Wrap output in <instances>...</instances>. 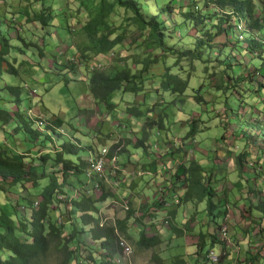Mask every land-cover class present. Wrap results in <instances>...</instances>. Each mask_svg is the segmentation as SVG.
<instances>
[{
    "label": "clouds",
    "instance_id": "9594fccd",
    "mask_svg": "<svg viewBox=\"0 0 264 264\" xmlns=\"http://www.w3.org/2000/svg\"><path fill=\"white\" fill-rule=\"evenodd\" d=\"M0 264H264V0H0Z\"/></svg>",
    "mask_w": 264,
    "mask_h": 264
},
{
    "label": "trees",
    "instance_id": "16d2710c",
    "mask_svg": "<svg viewBox=\"0 0 264 264\" xmlns=\"http://www.w3.org/2000/svg\"><path fill=\"white\" fill-rule=\"evenodd\" d=\"M181 174H182V172H177V173H176V175H181Z\"/></svg>",
    "mask_w": 264,
    "mask_h": 264
}]
</instances>
